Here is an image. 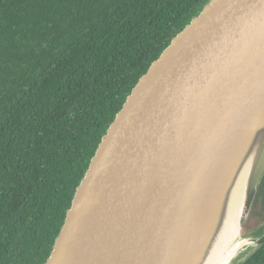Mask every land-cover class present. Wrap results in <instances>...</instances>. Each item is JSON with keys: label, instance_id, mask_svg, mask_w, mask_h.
<instances>
[{"label": "water", "instance_id": "obj_1", "mask_svg": "<svg viewBox=\"0 0 264 264\" xmlns=\"http://www.w3.org/2000/svg\"><path fill=\"white\" fill-rule=\"evenodd\" d=\"M245 169L226 264L264 244L244 234L264 178V0H213L118 113L46 264H202Z\"/></svg>", "mask_w": 264, "mask_h": 264}, {"label": "trees", "instance_id": "obj_2", "mask_svg": "<svg viewBox=\"0 0 264 264\" xmlns=\"http://www.w3.org/2000/svg\"><path fill=\"white\" fill-rule=\"evenodd\" d=\"M212 1L0 0V264H46L118 113ZM250 227L264 234V178Z\"/></svg>", "mask_w": 264, "mask_h": 264}, {"label": "bare ground", "instance_id": "obj_3", "mask_svg": "<svg viewBox=\"0 0 264 264\" xmlns=\"http://www.w3.org/2000/svg\"><path fill=\"white\" fill-rule=\"evenodd\" d=\"M246 178L247 169L243 171L232 194H230L227 207L222 205L219 218H224V220L221 232L216 239L218 245L214 250L212 248L207 260L202 264H226L239 245L236 238L238 236V223L243 210Z\"/></svg>", "mask_w": 264, "mask_h": 264}, {"label": "rangeland", "instance_id": "obj_4", "mask_svg": "<svg viewBox=\"0 0 264 264\" xmlns=\"http://www.w3.org/2000/svg\"><path fill=\"white\" fill-rule=\"evenodd\" d=\"M253 206H254V205H253ZM252 213H253V208H252L251 214H250V216H249V219L247 220V222H246V224H245V227H247V223L249 222ZM251 228H252V227H250V229H251ZM253 228H256V227H253ZM250 229H247L246 231H249V233H250ZM244 233H245V229H244ZM247 236H248V235H247ZM252 252H253V249L244 252L245 254L243 253V254L240 255L238 258H236L232 264H241V262H243V261L246 259V257L249 256Z\"/></svg>", "mask_w": 264, "mask_h": 264}, {"label": "flooded vegetation", "instance_id": "obj_5", "mask_svg": "<svg viewBox=\"0 0 264 264\" xmlns=\"http://www.w3.org/2000/svg\"><path fill=\"white\" fill-rule=\"evenodd\" d=\"M247 230V227H245V235H247L246 234V232H248L249 233V231H246ZM259 231V227H256V228H251L250 229V233L248 234V236H254V235H256V233Z\"/></svg>", "mask_w": 264, "mask_h": 264}]
</instances>
